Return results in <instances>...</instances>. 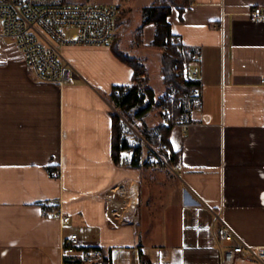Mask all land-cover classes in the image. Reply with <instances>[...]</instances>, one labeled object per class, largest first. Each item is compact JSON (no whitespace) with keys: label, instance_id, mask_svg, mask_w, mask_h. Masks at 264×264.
<instances>
[{"label":"crops","instance_id":"1","mask_svg":"<svg viewBox=\"0 0 264 264\" xmlns=\"http://www.w3.org/2000/svg\"><path fill=\"white\" fill-rule=\"evenodd\" d=\"M187 1L168 21L200 55L203 107L182 115L186 130L171 129L180 174L143 156L132 167L129 152L114 163L108 96L133 71L109 45L62 46L74 76L57 85L37 82L13 41L0 37V264H64L71 235L81 243L73 254L98 260L85 248L99 247L111 264H220V248H264V0ZM154 31L151 23L138 31V46L114 40L143 64L157 99L165 87L149 79L150 70L161 78ZM154 107L148 128L162 124Z\"/></svg>","mask_w":264,"mask_h":264},{"label":"built area","instance_id":"2","mask_svg":"<svg viewBox=\"0 0 264 264\" xmlns=\"http://www.w3.org/2000/svg\"><path fill=\"white\" fill-rule=\"evenodd\" d=\"M116 17L115 6L70 5L64 0H0V37H8L13 41L37 82L62 85L73 78L74 69L61 55L60 48L67 45H108L115 36ZM252 19L256 22L262 20L259 8L252 11ZM193 59L194 62L178 71L177 75L186 80L199 81L200 55L195 53ZM261 85L264 88V79ZM185 99L193 110L202 109L200 87L193 89ZM174 106V95L170 93L161 105V123L171 128L181 126L186 130L187 121L184 116L176 115ZM145 145L147 155L142 160L143 164L165 166L174 174L181 173L183 167L179 162L169 163L170 148L166 147L161 152L157 147ZM53 175H57V172H53ZM63 220L67 221L68 217ZM228 232L224 225L221 238L227 239ZM79 247L81 243L76 235H71L62 244L66 255L73 254ZM220 252V264H233L248 255L253 260H264V248H254L247 244L226 250L220 248Z\"/></svg>","mask_w":264,"mask_h":264},{"label":"trees","instance_id":"3","mask_svg":"<svg viewBox=\"0 0 264 264\" xmlns=\"http://www.w3.org/2000/svg\"><path fill=\"white\" fill-rule=\"evenodd\" d=\"M66 1V0H64ZM188 4L187 0H152V3L141 10V22L138 31L147 24H153L154 39L153 45L163 49L160 56V76L165 87L164 93L155 99L154 91L149 86L143 64L129 53L120 49L113 39L108 45L114 56L126 63L132 69L131 83L128 86H114L108 96L111 105V156L114 163L119 164L124 153L131 154L130 166L138 167L146 144L157 147L163 152L164 148H170L169 137L170 126L163 124L155 128H148L144 122V117L157 104H164V98L173 93L174 108L176 115L181 116L189 110L186 101L187 95L196 88L200 82L197 80H186L177 75L178 71L185 69L194 62L193 56L196 53L194 48H188L171 34L168 21L172 9H176L180 15L183 8ZM115 19V27L119 23V7ZM140 39V34L138 35ZM116 109V110H114ZM178 159V154L171 151L169 163L174 164ZM51 174L53 171H50ZM81 247L76 250H81ZM97 250L101 257L94 264H111L109 250L102 248H85ZM142 264H148L141 259ZM64 264H79L78 260L72 256H64Z\"/></svg>","mask_w":264,"mask_h":264},{"label":"rangeland","instance_id":"4","mask_svg":"<svg viewBox=\"0 0 264 264\" xmlns=\"http://www.w3.org/2000/svg\"><path fill=\"white\" fill-rule=\"evenodd\" d=\"M66 4L70 5H81V4H88V5H100V6H117L119 7V25L116 28L115 35H120V40L123 42L124 45L129 47H133V42L136 43L138 46L139 36L138 32V25L141 21V10L143 7L148 6L152 3V0H66ZM115 38V36H114ZM125 47V46H124ZM156 49V48H154ZM147 55L148 59L153 58L155 61L157 60L156 54L154 55L153 52L148 51L147 49H143L142 55ZM157 63V61H156ZM155 63L154 69L156 71L157 65ZM149 74L150 83L154 85L161 84V78L155 72H151ZM159 83V84H158ZM161 86V85H159ZM161 88V87H160ZM163 91V90H162ZM156 113V107L152 108L151 115L154 116ZM143 157L145 158L147 155V149H144ZM75 257L82 258V264H94L97 261V256L94 253L89 254H80V252H76L73 254Z\"/></svg>","mask_w":264,"mask_h":264}]
</instances>
